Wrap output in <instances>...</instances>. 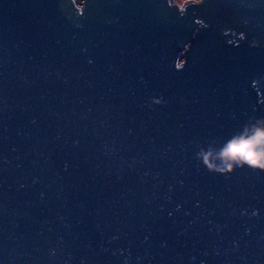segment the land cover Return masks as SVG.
I'll return each mask as SVG.
<instances>
[{"label":"water","instance_id":"water-1","mask_svg":"<svg viewBox=\"0 0 264 264\" xmlns=\"http://www.w3.org/2000/svg\"><path fill=\"white\" fill-rule=\"evenodd\" d=\"M264 0H0V264H264Z\"/></svg>","mask_w":264,"mask_h":264},{"label":"clouds","instance_id":"clouds-1","mask_svg":"<svg viewBox=\"0 0 264 264\" xmlns=\"http://www.w3.org/2000/svg\"><path fill=\"white\" fill-rule=\"evenodd\" d=\"M259 137L264 140V130L258 133ZM256 138L246 139L244 142H237L230 146V151L225 152V155L234 156L237 159L244 157L246 161H251L253 164L264 162V154L257 155L255 148L257 147Z\"/></svg>","mask_w":264,"mask_h":264},{"label":"rangeland","instance_id":"rangeland-1","mask_svg":"<svg viewBox=\"0 0 264 264\" xmlns=\"http://www.w3.org/2000/svg\"><path fill=\"white\" fill-rule=\"evenodd\" d=\"M177 1H181V2H184V3H189V2H191V1H196V0H177ZM80 2H81V0H80Z\"/></svg>","mask_w":264,"mask_h":264}]
</instances>
